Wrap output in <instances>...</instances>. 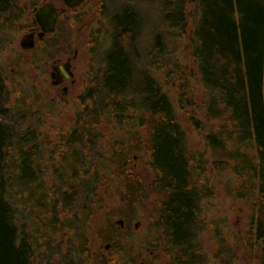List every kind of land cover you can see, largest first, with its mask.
<instances>
[{
    "label": "trees",
    "instance_id": "obj_1",
    "mask_svg": "<svg viewBox=\"0 0 264 264\" xmlns=\"http://www.w3.org/2000/svg\"><path fill=\"white\" fill-rule=\"evenodd\" d=\"M21 1L0 0V27L19 19L24 10ZM98 1L103 5L104 0ZM148 1L156 4L159 24L150 47L141 54L138 10L124 4L110 16L100 89L89 95L94 109L82 104L84 111L73 130L59 137L54 150H46L48 142L38 128L24 126L26 116L14 115L0 73V264H35L37 243L15 204L18 200L54 220L65 219L60 220L61 226L68 223L62 227L63 237L70 245L79 240L76 215L67 217L76 210L91 213L92 207L102 205L93 200L111 175L112 166L102 162L106 158L100 152L103 137L93 129L101 112L111 121V135L123 134L115 137L116 144L130 152L138 150L129 144L136 136L141 150L147 152L153 174L149 190L158 195L157 224L164 230L170 264L234 260L232 244L220 232L224 225L204 218L216 194L211 169L232 175L234 200L250 208V248L256 250L258 264H264V0ZM2 43L0 39V51ZM152 70L161 73L163 81L154 78ZM99 100L105 101L98 104ZM19 101V113L22 107L29 111L30 99ZM177 111L185 113L187 130L200 135L214 157L188 150ZM198 112L200 120L195 118ZM85 120L93 128L81 123ZM141 127L147 129L144 143L134 132ZM52 151L69 161L62 174L55 167L52 175L60 182L55 189L44 186L48 170L43 172L41 164L44 154ZM124 162L120 171L128 174L127 159ZM127 184L128 193L132 184L137 194H146V187L132 177ZM52 220H43L46 230L55 225ZM69 232L75 236L69 238ZM202 232L212 234L217 249L212 256L199 240ZM115 245H110L111 260L98 256L91 261L83 249L62 255L60 264H116Z\"/></svg>",
    "mask_w": 264,
    "mask_h": 264
},
{
    "label": "rangeland",
    "instance_id": "obj_2",
    "mask_svg": "<svg viewBox=\"0 0 264 264\" xmlns=\"http://www.w3.org/2000/svg\"><path fill=\"white\" fill-rule=\"evenodd\" d=\"M45 3H52L61 14L57 29L52 35L42 40L35 37V46L30 50H23L20 46L23 36L32 29L36 34L39 31L33 23L35 11L32 15L30 11L34 6L39 7ZM124 4L134 7L140 13L142 29L138 46L141 54H144L150 47L153 35L158 31L159 26L156 4L148 0H104L103 5L98 0H84L80 6L72 10L65 9L59 0H22L20 5L23 6V13L17 21L12 22L17 27L14 28L12 24L6 28L0 27V39L3 42L0 51V73L5 79L9 104L13 105L12 112H15V116L19 114L26 116L25 119L28 121H25L24 126L32 125L38 128L39 134L44 135V141L48 142L46 150H54L58 147L59 137L73 130L77 118L84 111L83 103L89 109L94 107L89 95H94V92L100 89L103 57L110 43V16ZM66 59L71 61L72 82H65L67 91L62 94L60 88L53 85L50 73L53 62L61 64ZM151 74L158 81H163L161 73L152 70ZM171 95L173 99L176 96L173 93ZM20 97L25 100L30 99L29 111L22 107L19 113ZM103 101L99 100L98 104H103ZM192 113L190 112L191 116ZM98 114L97 121H93L97 128H93L88 120L81 123L101 133L103 140L100 152L106 157H103L102 162L109 167L112 166V169L108 181L103 183L104 187L96 192L93 200V202L102 201V205L92 209L88 206L91 213L87 210V212L76 210L67 217L70 219L76 215L74 227L76 226L79 233L77 235L79 240H74L73 245H70L63 237L65 229L63 230L62 227L64 224L67 226L68 223L62 222L61 226L60 220L65 219L57 217L55 221L43 210L36 209L30 204L24 205L21 200L15 203L17 208L22 210L24 222L29 224L30 232L37 243L36 247L34 246V262L35 264H60L62 255H67L68 252L76 253L77 250L83 249L84 256L89 257L91 261L98 256L111 260L113 255L109 253L110 247L105 249L104 246L115 242L113 253L118 256L116 264H170L169 257L166 255L164 230L157 224L158 195L149 190L153 174L148 166L147 152L141 150L143 145L136 141V136L129 140V144L140 150L134 149L130 152L120 144H116L115 137L123 134L116 132L111 135L112 130L109 128L111 121L103 115V112ZM177 114L186 133L188 150L191 153L201 154L205 158L214 157L215 154L206 147L202 137L187 130L185 113L177 111ZM195 118L200 120L201 113H196ZM134 132L139 134L143 143L146 142V128H135ZM110 149L118 154H112ZM125 151L129 152L126 158L128 174L120 171V166L126 160ZM111 155L116 156L111 159ZM216 155L219 156L218 153ZM60 157L58 154L54 155L52 151L51 155L44 154L41 160L43 172L46 170L47 173L48 170L44 180V186L47 188L55 189L59 186L60 182L52 175L55 167L60 169L58 174H62L65 170L64 166L67 167L69 164L65 155L62 156L64 160ZM210 171L216 194L207 206L204 218L219 220L224 225V227L221 225L220 232H223L235 252L234 260L230 264H258L257 252L250 248L253 244L249 228L250 208L241 200H234L232 192L235 187L232 182H229L233 177L228 171L216 172L214 169ZM129 177L145 186L146 194H137L132 184L130 187L132 191L128 193L126 185H128ZM26 196L25 192L20 198L23 199ZM50 199V197L47 198L48 201ZM43 220H52L53 224L55 221V225L46 230ZM117 220H122L123 224H116ZM110 224L112 227H109ZM136 224H138L137 227H135ZM198 235L208 257L212 256L217 250L212 234L202 232ZM67 236L71 238L75 236V233L69 232ZM105 239H110L111 242ZM216 259H211L208 264H222L220 263L222 258Z\"/></svg>",
    "mask_w": 264,
    "mask_h": 264
},
{
    "label": "water",
    "instance_id": "obj_3",
    "mask_svg": "<svg viewBox=\"0 0 264 264\" xmlns=\"http://www.w3.org/2000/svg\"><path fill=\"white\" fill-rule=\"evenodd\" d=\"M64 5L65 9L72 10L80 6L84 0H59ZM60 12L54 7L52 3H45L38 7L34 12L33 23L39 28V32L36 37L42 40L45 35L54 32ZM34 33L30 32L25 34L20 41V46L23 50H30L34 47ZM116 224L122 225V220H117ZM138 224L135 225L137 227ZM110 245L106 244L105 249H109Z\"/></svg>",
    "mask_w": 264,
    "mask_h": 264
},
{
    "label": "flooded vegetation",
    "instance_id": "obj_4",
    "mask_svg": "<svg viewBox=\"0 0 264 264\" xmlns=\"http://www.w3.org/2000/svg\"><path fill=\"white\" fill-rule=\"evenodd\" d=\"M56 27H55V29H56ZM30 32L34 33V35H35L34 36V40H35L36 33H35L34 29H32ZM44 37H46V35ZM34 46H35V42H34ZM51 68H52V72L50 73V78L52 80L53 85L59 87L61 93L65 94L66 91H67V86L65 85V82L71 81V78H72V70H71V61H70V59H66L61 64H59L58 62H53Z\"/></svg>",
    "mask_w": 264,
    "mask_h": 264
}]
</instances>
